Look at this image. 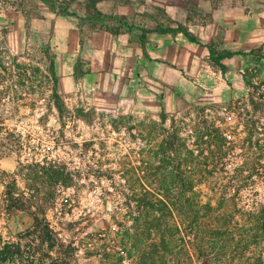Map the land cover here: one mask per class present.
<instances>
[{"label": "rangeland", "instance_id": "obj_1", "mask_svg": "<svg viewBox=\"0 0 264 264\" xmlns=\"http://www.w3.org/2000/svg\"><path fill=\"white\" fill-rule=\"evenodd\" d=\"M215 1L0 0L8 264H264V49L234 57L224 73L204 60L197 70L156 67L151 78L177 94L159 95L162 118L149 96L98 110L65 99L55 75L50 31L59 14L86 13L116 30L140 17L167 19L170 9L195 17ZM158 194L169 208L138 207ZM153 217L161 226L141 235ZM166 228L167 251L144 260Z\"/></svg>", "mask_w": 264, "mask_h": 264}, {"label": "crops", "instance_id": "obj_2", "mask_svg": "<svg viewBox=\"0 0 264 264\" xmlns=\"http://www.w3.org/2000/svg\"><path fill=\"white\" fill-rule=\"evenodd\" d=\"M198 8L200 14L195 17L169 15L170 9L167 19L140 17L134 25L116 30L96 25L97 19L86 13L57 15L50 32L56 44L59 92L65 99H86L97 110L112 101L119 109L122 103L143 105L141 98L149 96L157 108L155 114L162 118L159 95L173 90L151 78L156 67L197 70L204 60L218 68L210 60L209 49L233 52L221 60L225 65L236 56L264 49V0H216ZM178 25L196 41L180 31H164ZM34 33L42 34V30ZM144 77L153 83L139 84Z\"/></svg>", "mask_w": 264, "mask_h": 264}, {"label": "trees", "instance_id": "obj_3", "mask_svg": "<svg viewBox=\"0 0 264 264\" xmlns=\"http://www.w3.org/2000/svg\"><path fill=\"white\" fill-rule=\"evenodd\" d=\"M93 3V1H92ZM66 14H75L74 12H66ZM164 31H169V32H173V31H180L182 32L189 40L191 41H196L195 38L191 35V33L189 31H187L185 28H183L182 26L178 25L176 28H170V29H164ZM210 53H209V57L210 60L212 61V63L214 65H217L219 67V69L224 73L226 71V65L223 64L221 62V60L223 58H230L233 56V52H218V53H214L211 49ZM149 194V192H148ZM136 200V199H135ZM138 200V201H137ZM136 202L138 203V207L141 206V209H150V210H154L155 209H167L169 208V198L168 197H164L163 195L158 194L157 197H155L154 195H152L150 198L149 197H142L137 199ZM153 212V211H152ZM140 213V211H139ZM154 214V213H153ZM168 214V213H167ZM166 215V213L161 212L160 215H158V217H164ZM162 217V218H163ZM154 218L153 217L151 219V221H148L147 219H145V223L143 225V231L141 235H145L148 237H151L152 233H151V228L152 226L156 227L157 229H159V227L161 226L162 223V219L160 218H155L157 221V223H154ZM134 221H138L140 220V217L138 218H134ZM140 224V223H139ZM140 234L136 235L137 240H143L142 236L140 237ZM169 237H170V232L169 229L166 228L164 230H162V234H161V245L159 246V248H156L157 244H153L152 248L150 249V251L146 250V251H142L141 252V257L146 260L147 258H153L154 255H157L159 257H162V251L166 252L167 248H168V244H169ZM146 238V237H143ZM160 251V253H159ZM152 260V259H151ZM15 261V252L13 250V244H11L10 242H2L1 238H0V264H8V262H14ZM23 264H47L44 263L38 259H35L34 257L29 258L26 260L25 263ZM51 264V263H48Z\"/></svg>", "mask_w": 264, "mask_h": 264}]
</instances>
